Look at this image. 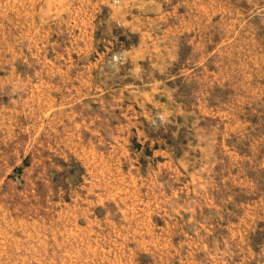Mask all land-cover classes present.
Here are the masks:
<instances>
[{"label":"rangeland","instance_id":"374dc122","mask_svg":"<svg viewBox=\"0 0 264 264\" xmlns=\"http://www.w3.org/2000/svg\"><path fill=\"white\" fill-rule=\"evenodd\" d=\"M0 264H264V0H0Z\"/></svg>","mask_w":264,"mask_h":264}]
</instances>
